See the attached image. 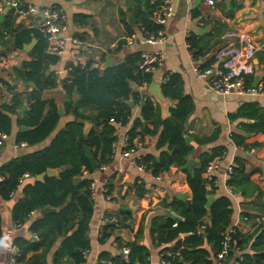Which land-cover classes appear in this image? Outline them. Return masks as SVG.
<instances>
[{
	"label": "trees",
	"instance_id": "16d2710c",
	"mask_svg": "<svg viewBox=\"0 0 264 264\" xmlns=\"http://www.w3.org/2000/svg\"><path fill=\"white\" fill-rule=\"evenodd\" d=\"M151 1L146 0L147 3ZM162 3L163 0L158 1L153 10L141 12L140 22L144 30L155 32L160 28L154 16ZM14 12L11 10L12 14L2 24L6 33L11 34L9 41L14 48L23 50L26 44L36 40L30 51L31 60L22 62L28 69V80L35 84L33 90L26 94L30 108L23 117H18L17 121L19 126L32 128L19 131L16 141L35 145L47 139L56 130L61 117L58 103L53 98H45L44 94L56 88L60 81L67 94L66 110L74 116L73 120L58 131L49 145L0 167V174L4 176L0 181V194L6 200L11 198V193L16 189L18 179L24 172L36 177L47 168H64L59 175H48L44 181L35 180L22 187L23 195L12 208V218L19 224L29 222L31 231L38 233L40 239L16 238L14 244L17 247V261L20 264L86 263L91 248L90 226L95 212L90 189L95 171L86 156V147H91L93 157L99 164L107 161L118 139V124L128 127L130 147H135L136 138L141 139L145 135L158 136L156 147L160 149L159 157L149 154L146 161L142 162L147 164L154 176L168 170L171 165L179 166L187 173V182L192 190L190 201L173 198L171 202L165 203L166 207L179 212L185 218L184 221L176 222L172 217L159 216L152 219L150 231L152 235L157 233L152 239L153 244L162 246L173 242V247H167L163 251L173 250L179 253L173 259L174 264H215L223 234L232 224L234 210L230 207L232 201L227 194L214 198L210 207H207L208 196L214 195L215 189L207 188L205 170L210 161L221 156L223 148L202 154L193 173L184 168L194 152L193 145L185 137V124L194 109V103L191 97L182 95L181 76L174 73L162 85L166 97L180 99L177 106L170 108V116L166 118L162 117L150 96L134 91L131 86V81L140 84L152 82V74L139 68L141 52L130 55L122 63L104 69L93 67V61L86 64L69 61L68 75L60 79L59 75L50 69L60 61V56L48 51L47 40L38 29H30L20 23L12 30L18 16ZM189 42L193 54L196 55L193 40L190 39ZM202 67L200 68L204 69L208 66ZM248 82L251 83L249 80ZM24 98L22 93H14L12 104L0 106V131L11 134L12 115L17 113ZM130 102L140 105V115L136 116L134 106H131ZM239 114L244 115L245 109H241ZM88 123L91 124L90 128ZM149 124H152L153 128H150ZM242 126L252 127L251 124L245 123H242ZM217 136L218 131L198 139V142L204 144ZM232 138L238 147L250 149L258 146V143H246V137L243 135L233 133ZM234 162V172L229 184L244 197L264 195V183L259 185L252 180L257 170L249 169L247 160L242 156H236ZM84 169L90 174L85 175ZM77 178H80V181L76 182ZM111 190L110 185L108 193ZM136 191L140 197L148 193L145 184L137 185ZM46 206L56 207L58 210L42 215L41 210ZM33 211H36L38 216L32 217ZM246 214L253 216L249 212ZM116 216L119 217L118 222H106L103 236L99 237L101 243L110 239L115 230L125 223L121 215ZM206 216L210 219L209 223L204 220ZM202 226L204 228L200 230ZM234 230L239 239V255L242 257L239 264H264V224L251 234H245L237 228ZM181 233L189 235L182 239ZM142 234L143 225L134 241L122 245L129 246V258H124L121 253L113 256L102 252L97 264H108L102 263V259L111 260L112 264H151L150 249L140 240ZM1 236L0 214V239ZM29 252L32 253L30 256ZM234 256V252L231 253L230 262L236 259Z\"/></svg>",
	"mask_w": 264,
	"mask_h": 264
},
{
	"label": "crops",
	"instance_id": "0c3cea01",
	"mask_svg": "<svg viewBox=\"0 0 264 264\" xmlns=\"http://www.w3.org/2000/svg\"><path fill=\"white\" fill-rule=\"evenodd\" d=\"M21 1L35 5L59 7L64 10L67 17L66 34L70 39L79 41L80 44L69 41L66 53L60 56V61L50 68L59 75L60 79L68 75L67 63L76 61L70 54L71 48L74 47L83 51L82 64L93 61L92 66L95 68H100L99 65L105 63L108 55L112 58V65L110 66H113L124 62L132 54H140L143 50L162 49L165 59L162 66L152 74V82L160 83V89L164 95L163 83H166L172 74L178 73L183 81L182 95H187L193 100L194 109L185 124V137L189 136V139H186L194 147V152L189 157L196 160L194 167L199 165L202 154L223 148L221 156H218L221 157V166L217 172L220 180H222L227 164L231 162L233 157L239 155L247 160L249 169L257 170L253 174L252 180L263 185L264 92L257 94L231 93L224 98L217 97L208 88L205 80L198 76L194 68L196 65L203 68L202 66L217 63L215 55L218 50L226 43L233 41L227 35L234 30L244 31L249 33L256 43V53L253 58L254 73L248 77V80L254 86L264 88V0H216L214 7L204 4L202 0H197L196 8L191 13L188 10V0H169L174 6V15L169 18L165 25L169 36L162 44L156 45L142 42L144 32L140 17L142 16L141 12L153 10L157 2L161 0H152L151 3H147L146 0ZM11 10L5 9L0 13V54L6 55L17 51L19 53L18 64L24 67L22 62L31 57L30 51L32 49L30 51L15 49L9 41L11 34L6 33L2 25L12 14ZM130 15L133 16L132 22L129 21ZM20 23L25 27V18L18 15L12 30L17 28ZM130 33L136 34L140 40L129 43L126 37L131 36ZM190 39L193 40L194 49L197 52L196 55L194 54L195 62L190 53L192 52ZM34 41L35 45L36 40L34 39ZM97 65L98 67H96ZM151 83L140 84L137 81H131V86L134 91L150 96L163 118L169 117L170 108L177 106L180 99L165 95L164 99L158 98L150 92ZM34 86L23 83L10 70L9 74L0 75V106L12 104L13 94L20 92L25 97L21 107L24 104L28 105L24 116L30 108L26 94L31 92ZM44 97L53 98L58 104H64L65 114L61 115L56 130L47 139L35 145H28L26 142L18 143L16 141L17 134L21 129L17 121L18 117L23 116L18 113L13 114V129L4 146L0 167L20 156L49 145L58 131L74 119V116L66 110L67 94L61 81L56 88L46 91ZM133 106L136 116L140 115V105L134 104ZM241 109H245L244 115L239 114ZM242 123L251 124L252 127H244ZM87 126L90 128L91 124L88 123ZM149 127L153 128V125L149 124ZM126 130V126L117 124L118 139L113 146L115 151L109 160L108 167L104 171L97 170L93 174L96 182V191L93 195L95 212L90 226L91 248L85 264H97L102 252H108L113 256L121 253L120 247L125 243L134 241L142 225L143 234L140 240L149 247L150 263L155 264L163 249L173 247L174 243L171 242L162 246L153 244L152 239L157 233L152 235L150 231L152 219L156 216L171 217L168 212L172 210L182 218L181 221L176 222H182L185 218L179 212L166 207L165 203L171 202L173 198L182 201L192 199V190L187 182V173L179 166L171 165L157 178L150 172L139 170L131 164L129 158L122 156V144ZM216 131H218V136L212 141L204 144L198 142V139L211 136ZM233 133L245 136L248 144L258 143V146L251 147L255 151L249 153L236 150V143L232 138ZM157 137L145 135L141 139L136 138L134 140L136 152L141 156V160L146 161V156L149 154L159 157L160 149L156 147ZM35 180L36 177L31 176L24 182L23 186ZM139 184H145L147 187L148 193L145 196L137 195L136 189ZM110 185L112 190L109 193L113 199L107 200L105 190L108 192ZM22 187L9 200L4 199L0 194V214L2 215L0 264H10L12 254L17 251L14 244L16 238L29 240L34 238L29 222L16 226L12 218V208L23 195ZM207 188L211 190L209 185ZM222 194H226L223 189H215L214 198ZM239 195L241 213L249 212L253 214L252 217L264 215L258 209V205L264 203V195L255 194L250 197H244L240 193ZM122 207H129L132 211L123 214L120 212ZM104 214L121 215L122 221L125 223L115 230V234L110 239L101 243L98 227ZM239 214L234 210L232 223H235L238 217L240 218ZM34 216H38V213L32 215V217ZM204 220L206 223L210 222L207 216ZM256 228L257 226L253 222H240L238 225V229L245 234L253 233ZM184 234L186 233H181L180 238L183 239L188 235ZM155 242H157L156 238ZM31 254L29 252L28 256ZM234 254L238 256L239 252H234ZM49 256L51 261L52 253Z\"/></svg>",
	"mask_w": 264,
	"mask_h": 264
},
{
	"label": "built area",
	"instance_id": "2783aa9c",
	"mask_svg": "<svg viewBox=\"0 0 264 264\" xmlns=\"http://www.w3.org/2000/svg\"><path fill=\"white\" fill-rule=\"evenodd\" d=\"M197 0H188V10L191 13L196 8ZM204 4L209 6H215L216 0H202ZM5 9H12L19 16L25 18V27L30 29H38L42 32L48 43V51L56 54L58 56H63L68 48L69 41H73L75 44H80L79 41L70 39L67 32V17L64 10L59 7H48L44 5H35L33 3L27 2L23 3L21 0H0V13ZM174 15V6L169 0H164L161 8L156 12L154 19L160 28L155 32H150L144 30V38L141 39L142 42L156 45L162 44L168 39V34L165 29L170 17ZM188 33V32H186ZM233 41L226 43L222 46L215 55L217 63H213L208 67L201 69L199 66H195L194 70L198 76L205 80L208 88L217 97H226L231 93L236 94H257L264 92L263 87L254 86L248 82V77L254 73V63L253 58L256 53V43L253 37L244 31L234 30L227 35ZM129 43L139 41L140 38L136 34L126 37ZM191 57L195 62L194 54L192 52ZM70 54L77 61L82 63L83 51L74 47L71 48ZM165 59V54L162 49L154 50H143L141 52V61L139 68L145 73L153 74L160 66H162ZM19 53L14 51L10 54H0V73L2 71H11L12 66L18 64ZM128 130V127H127ZM126 134L123 138V151L122 156L129 158L131 164L141 171L150 172L147 164L142 162L141 156L136 152L135 147H130L129 138ZM10 134L5 131H0V159L3 155L4 146L8 141ZM114 146V145H113ZM236 150L246 151L253 153L254 149H245L243 147H238L235 145ZM115 149L113 147V153ZM112 153V155H113ZM111 155V156H112ZM110 157L107 161L99 164L98 170L104 171L107 169ZM234 157L231 162L227 164L224 169L222 180L218 177V170L221 166V157H216L207 165L205 170V178L207 186L209 185L211 189H223L225 193L231 198L230 207L235 211L239 212L240 218L238 217L235 223H232V228L223 234V240L221 242V249L217 254V260L215 264H239L242 260L240 255L236 256V259L230 262V256L233 252H239V239L235 236V230L238 229L240 222H253L257 227L264 224V215H256L250 217L246 213H241V202L240 195L236 189L229 184V180L232 178L234 172ZM83 173L89 175L90 172L84 169ZM32 175L29 172H24L18 179L16 189L11 193V197L16 193V191L21 188L24 182L30 178ZM158 178V176H156ZM4 179V176L0 174V181ZM92 196L96 191V182L93 180L90 185ZM106 192L107 200H112L113 196ZM36 211L31 212L34 215ZM242 214V215H241ZM118 222V216H111L109 214H104L102 216L101 222L98 227V236L102 237L105 231V225L107 221ZM16 226L21 225L15 223ZM204 226L200 230H203ZM32 235L35 239L39 240L40 237L38 233L32 231ZM121 254L124 258H129L130 248L127 245L120 247ZM178 252L173 250L162 251L159 255V260L155 264H174L173 259ZM17 251L12 254L10 258V264H20L17 261ZM100 260V259H98ZM102 263L112 264L111 260L102 259Z\"/></svg>",
	"mask_w": 264,
	"mask_h": 264
},
{
	"label": "water",
	"instance_id": "95a60500",
	"mask_svg": "<svg viewBox=\"0 0 264 264\" xmlns=\"http://www.w3.org/2000/svg\"><path fill=\"white\" fill-rule=\"evenodd\" d=\"M1 17V14H0ZM133 16L130 15L129 16V21L132 22ZM35 41L33 40L31 43H28L24 46V50L26 51H30L33 46H34ZM28 60H31V57L27 58ZM112 65V58L110 55L107 56V59L105 61L104 64L99 65L100 68H106L108 66ZM98 67V65L96 66ZM28 69L25 67H22L19 64H15L12 66L11 72L17 77L19 78L23 83L27 84V85H31L34 86V82L28 80L26 73H27ZM4 91V90H3ZM150 92L152 94H154L155 96H157L160 99H164V95L160 89V83L159 82H152L150 84ZM122 100V99H120ZM130 105L133 106V102H130ZM28 108L27 104H24L20 109L17 110V113L20 116H23L24 112L26 111V109ZM58 110H59V114L60 115H64L65 114V107L63 103H59L58 104ZM29 126L26 125H22L20 126L21 131H25L27 129H29ZM187 139H189V136L186 137ZM86 156L88 157V160L90 162V166L92 168V170L97 171L99 168V163L96 161V159L93 157V153H92V149L90 146L86 147ZM195 159L194 158H189L186 162V164L184 165V168L189 170L190 173L194 172V164H195ZM64 168H47V170L45 172H42L38 175H36V180L39 181H44L46 176H50V175H59V173L63 170ZM80 181V178H77L76 182ZM214 200V195L210 194L208 196V202H207V207L209 208L212 201ZM58 208L56 207H51V206H46L41 210V214L42 215H46L48 213L57 211ZM128 211H132V209H130L129 207H122L120 209V212L123 214H126ZM169 216H171L172 218H174L176 221H181L182 218L181 216L177 215L176 213H174L172 210H170L169 212ZM232 228V224L229 226L228 230H230ZM189 235V233H186L184 235Z\"/></svg>",
	"mask_w": 264,
	"mask_h": 264
},
{
	"label": "rangeland",
	"instance_id": "374dc122",
	"mask_svg": "<svg viewBox=\"0 0 264 264\" xmlns=\"http://www.w3.org/2000/svg\"><path fill=\"white\" fill-rule=\"evenodd\" d=\"M5 74H9V71H2L1 73H0V75H5ZM251 190H252V188H251ZM258 209L259 210H261L262 211V213L264 214V203H260L259 205H258Z\"/></svg>",
	"mask_w": 264,
	"mask_h": 264
}]
</instances>
